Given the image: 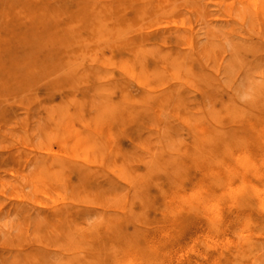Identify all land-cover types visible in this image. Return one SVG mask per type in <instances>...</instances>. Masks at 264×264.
<instances>
[{
    "label": "rangeland",
    "instance_id": "374dc122",
    "mask_svg": "<svg viewBox=\"0 0 264 264\" xmlns=\"http://www.w3.org/2000/svg\"><path fill=\"white\" fill-rule=\"evenodd\" d=\"M251 11L0 0V264H214L250 233L248 211L212 228L191 196L222 192L227 150L264 115Z\"/></svg>",
    "mask_w": 264,
    "mask_h": 264
},
{
    "label": "bare ground",
    "instance_id": "6f19581e",
    "mask_svg": "<svg viewBox=\"0 0 264 264\" xmlns=\"http://www.w3.org/2000/svg\"><path fill=\"white\" fill-rule=\"evenodd\" d=\"M249 5L252 10L251 14L254 19L253 21L258 22L259 20L264 24V0H249ZM244 17L246 18V16ZM241 20L243 23L244 21L246 22L244 19ZM249 130L251 131V137L248 140L243 138L242 141H240L242 146L237 152L234 148L227 150L225 160L221 163L223 171H220L219 174L221 175L222 192L216 194L209 188L205 190L199 188L200 190L194 191V194L191 196V198H193V196L196 197L198 203H200L199 205L204 206V209H206L210 221L212 222L211 226L214 225L212 228H215L216 225H227L228 220L226 219L224 212L229 203L234 205L239 212L242 211L245 213L248 211L247 215L244 216L240 223L242 226L240 227L239 225L241 228L239 231H242V229H245L246 227L248 230L246 229L245 231H250V233L236 237L238 240L235 239V241L234 238H231V241L229 239L225 240L221 243V246L219 245L220 241L217 242L215 239L220 247H224H222L220 255H218L219 257H215L214 264H264V115L256 116V120L253 123H250ZM213 173L216 172L213 171ZM185 199L189 200V198ZM183 201L184 199L182 202ZM193 203L194 201L192 204ZM180 207H183V205ZM243 231L242 234H244ZM220 235L222 234L220 233ZM224 235L225 233L223 236ZM210 241L212 242V240ZM207 244L209 245V243ZM217 244L215 245L217 246ZM214 247L215 246H213V248ZM228 250L230 251V254L228 253ZM132 261L134 260L132 259ZM135 263L138 262L136 261L133 264Z\"/></svg>",
    "mask_w": 264,
    "mask_h": 264
}]
</instances>
